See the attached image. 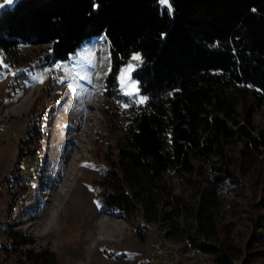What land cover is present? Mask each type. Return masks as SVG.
Instances as JSON below:
<instances>
[{
	"label": "trees",
	"instance_id": "trees-1",
	"mask_svg": "<svg viewBox=\"0 0 264 264\" xmlns=\"http://www.w3.org/2000/svg\"><path fill=\"white\" fill-rule=\"evenodd\" d=\"M168 3L171 10L159 0H14L0 9V51L12 57L19 43L48 44L43 63L51 64L103 36L110 56L105 93L121 98L132 115L124 141L90 183L100 209L145 223L185 210L194 223L186 241L212 264H264V129L253 120L264 108V0ZM134 52L141 62L132 78L142 99L118 90L121 66ZM46 138L38 125L20 140L12 181L21 195L38 175ZM204 163L209 187L180 208L166 174L198 173ZM241 178L254 182L256 195L235 236L234 223L220 221L218 189L238 187ZM7 234L30 243L16 230ZM23 255L33 264H58L48 249Z\"/></svg>",
	"mask_w": 264,
	"mask_h": 264
},
{
	"label": "rangeland",
	"instance_id": "rangeland-1",
	"mask_svg": "<svg viewBox=\"0 0 264 264\" xmlns=\"http://www.w3.org/2000/svg\"><path fill=\"white\" fill-rule=\"evenodd\" d=\"M48 52V44L28 43H19L12 57L0 51V264H33L23 255L27 248L52 251L58 264H168L176 252L183 264H212L208 253L188 245L185 229L194 223L185 210L145 223L100 209L90 183L106 167L116 144L124 141L132 110L121 98L105 93L110 56L103 36L80 44L66 60L44 64ZM140 62V53L134 52L119 72L118 90L130 98L142 99L132 78ZM129 65L133 70L123 73ZM253 120L264 129L263 107ZM38 125L47 136L41 168L30 181L31 190L21 195L12 181L20 140ZM200 169L166 174L182 209L209 187V167L204 163ZM241 179L238 187L226 183L218 189L220 221H232L235 236L245 230L246 209L256 195L254 182ZM11 230L30 243L10 239Z\"/></svg>",
	"mask_w": 264,
	"mask_h": 264
},
{
	"label": "snow or ice",
	"instance_id": "snow-or-ice-1",
	"mask_svg": "<svg viewBox=\"0 0 264 264\" xmlns=\"http://www.w3.org/2000/svg\"><path fill=\"white\" fill-rule=\"evenodd\" d=\"M12 2H13V0H4V2L2 4H0V8H2L4 6V4H11ZM159 3L161 5L167 6L169 8V10H171V5L168 3V0H159ZM132 59L133 60H136L138 62L140 61V57L139 56H133ZM131 70H133V66L132 65H129L128 69L123 70V73H128ZM123 73H122V75H123ZM121 83L122 84H125V79H122L121 80ZM125 94H127V95H133L134 93L133 92H126ZM142 102H143V100L141 101V103ZM85 166H88V165H85Z\"/></svg>",
	"mask_w": 264,
	"mask_h": 264
},
{
	"label": "built area",
	"instance_id": "built-area-1",
	"mask_svg": "<svg viewBox=\"0 0 264 264\" xmlns=\"http://www.w3.org/2000/svg\"><path fill=\"white\" fill-rule=\"evenodd\" d=\"M168 264H183V257L179 252L174 253L169 259Z\"/></svg>",
	"mask_w": 264,
	"mask_h": 264
},
{
	"label": "bare ground",
	"instance_id": "bare-ground-1",
	"mask_svg": "<svg viewBox=\"0 0 264 264\" xmlns=\"http://www.w3.org/2000/svg\"><path fill=\"white\" fill-rule=\"evenodd\" d=\"M87 105H91V106H92L93 104H90V103H89V104H87ZM93 106H94V105H93ZM88 119H90L89 116L86 117V120H87V121H88ZM69 175H71V177H73V172H71ZM65 183H66V182H65ZM66 186H67V185L64 184V186H63V190H65ZM71 197H72V196H71ZM68 202H69V201H68ZM53 209H54V206H53ZM52 221H53V215H52V217L50 218L49 224L52 223ZM71 234H72V232H71ZM72 235H73V234H72Z\"/></svg>",
	"mask_w": 264,
	"mask_h": 264
}]
</instances>
